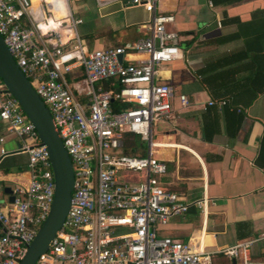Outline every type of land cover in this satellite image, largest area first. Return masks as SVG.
I'll list each match as a JSON object with an SVG mask.
<instances>
[{"label":"built area","instance_id":"2783aa9c","mask_svg":"<svg viewBox=\"0 0 264 264\" xmlns=\"http://www.w3.org/2000/svg\"><path fill=\"white\" fill-rule=\"evenodd\" d=\"M73 1L0 0V35L50 112L74 174L64 223L35 264H211L213 254L191 240L159 236L160 226L191 206L205 221L208 207L206 194L188 203L165 190L159 178L167 166L154 156V124L171 117L174 90L158 82V70L179 55V37L167 30L174 16L158 11L161 0H96L143 8L149 37L90 50ZM0 119L19 140L14 154L27 156V185L8 198L0 188V264H19L50 212L55 182L46 147L1 79ZM126 134L147 143L144 156L124 152ZM7 155L0 147V164ZM252 244L222 254L237 264H264L251 259Z\"/></svg>","mask_w":264,"mask_h":264},{"label":"crops","instance_id":"0c3cea01","mask_svg":"<svg viewBox=\"0 0 264 264\" xmlns=\"http://www.w3.org/2000/svg\"><path fill=\"white\" fill-rule=\"evenodd\" d=\"M76 3L80 35L99 45L95 50L149 37L141 7ZM158 11L174 16L167 30L179 37V55L158 70V82L174 90L171 117L153 128L154 156L167 166L159 182L188 203L208 198L205 221L191 206L160 226L159 236L191 240L213 254L211 264H237L222 251L252 241L251 259L264 263V0H161ZM0 136L9 153L0 164L8 198L5 188L28 183L27 156L14 154L19 140L1 119Z\"/></svg>","mask_w":264,"mask_h":264},{"label":"water","instance_id":"95a60500","mask_svg":"<svg viewBox=\"0 0 264 264\" xmlns=\"http://www.w3.org/2000/svg\"><path fill=\"white\" fill-rule=\"evenodd\" d=\"M0 79L36 129L41 144L48 152L54 176L55 192L50 212L19 262L35 264L38 257L47 251L50 242L64 223L70 208L74 174L69 155L53 125L50 112L15 63L1 35ZM4 192L12 193L9 188H5ZM10 201L13 202L12 196Z\"/></svg>","mask_w":264,"mask_h":264},{"label":"trees","instance_id":"16d2710c","mask_svg":"<svg viewBox=\"0 0 264 264\" xmlns=\"http://www.w3.org/2000/svg\"><path fill=\"white\" fill-rule=\"evenodd\" d=\"M87 44H88V48L90 50H93L91 48V43L89 42V40L87 41ZM105 88H108L105 87ZM226 105V104H225ZM116 110L119 109V106L115 108ZM232 111H240L239 109L238 110H234L232 109ZM140 141V139H138ZM143 143L142 141H140V144H138L137 142V139H136V136L132 135V134H126V140H125V147H124V152L129 155V156H133V157H141V156H144L145 153H146V149L144 150L143 147H142V144ZM26 168H23V167H19L18 170L19 171H25Z\"/></svg>","mask_w":264,"mask_h":264},{"label":"rangeland","instance_id":"374dc122","mask_svg":"<svg viewBox=\"0 0 264 264\" xmlns=\"http://www.w3.org/2000/svg\"><path fill=\"white\" fill-rule=\"evenodd\" d=\"M71 7H76L77 5H79L78 3H76V2H71ZM88 39V38H87ZM92 41V40H91ZM90 40H89V42L91 43V48L92 49H98L99 48V45H95L94 43H92ZM136 139H137V142H138V144H140V141L138 140L139 138L138 137H136ZM155 138L153 137V140H154ZM142 144V147H143V149L145 150L146 148H147V143H141ZM3 198H5V197H3Z\"/></svg>","mask_w":264,"mask_h":264},{"label":"bare ground","instance_id":"6f19581e","mask_svg":"<svg viewBox=\"0 0 264 264\" xmlns=\"http://www.w3.org/2000/svg\"><path fill=\"white\" fill-rule=\"evenodd\" d=\"M156 144H157V143H155L154 147H157ZM202 247H203V246H202Z\"/></svg>","mask_w":264,"mask_h":264}]
</instances>
